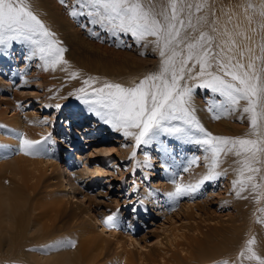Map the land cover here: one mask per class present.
I'll list each match as a JSON object with an SVG mask.
<instances>
[{"label": "snow or ice", "instance_id": "6c2138e0", "mask_svg": "<svg viewBox=\"0 0 264 264\" xmlns=\"http://www.w3.org/2000/svg\"><path fill=\"white\" fill-rule=\"evenodd\" d=\"M60 3L68 9L69 16L84 20L80 26L89 29L91 36H99L90 27L97 26L117 42L122 36H130L136 43H151L158 49L159 70L132 86L104 81L97 87L93 86L96 79L90 76L70 95H75L86 111L104 124L125 138L133 137L136 146L154 144L165 168L169 167L168 161L176 159L172 141L181 145L195 143L208 154L205 157L209 160L208 171L195 183L180 182L174 173L170 181L174 189L166 193L170 199L196 193L205 182L225 175L217 168L220 157L228 154L239 158L240 167L232 181L233 187L239 189L236 194L239 196L249 188L253 193L264 191V42L257 55L252 48L240 47L235 39L240 33H217L215 21L209 24L207 16L194 15L205 7L199 0L195 4L190 0H167L165 5H158L155 0H72L71 4L60 0ZM259 14L264 18V5ZM205 25L211 32L203 30ZM149 37L153 39L148 40ZM14 45L26 49V59L41 61L42 65L37 67L43 66L45 71L69 63L64 58L66 49L61 41L30 10L26 0H0V54H7ZM77 75L73 71L70 78ZM195 88L210 93L206 99L209 112L246 114L249 133L229 137L207 132L190 105ZM55 107L60 109L61 105ZM41 139H50V134ZM39 144L40 141L19 136V151L25 154H38ZM135 154L134 148L132 156ZM197 159L190 158L188 163ZM135 168L134 164L133 171ZM182 171L187 172L188 166ZM254 199L261 197L255 195ZM116 215L106 217L105 223L114 226ZM253 244V239L247 240L240 256L264 264V257L253 250ZM58 246L74 247L75 242L61 240L40 250H55ZM218 264L229 262L221 260Z\"/></svg>", "mask_w": 264, "mask_h": 264}, {"label": "rangeland", "instance_id": "374dc122", "mask_svg": "<svg viewBox=\"0 0 264 264\" xmlns=\"http://www.w3.org/2000/svg\"><path fill=\"white\" fill-rule=\"evenodd\" d=\"M162 1L164 2V0H159V3L158 0L156 2L158 5H162ZM34 2L43 3L47 6L46 8L49 9V11L54 12V15L60 18L62 24L60 20L57 19L54 26L60 27L62 32L58 33L59 28L53 30V32L56 38L61 41L62 46L66 49L64 58L68 60L69 63L66 66L58 65L55 70L49 68L47 70L48 73H46L43 66L35 68V63H37V65H42L41 61L37 58L23 60L22 57H24V54L18 53V45H14L12 55L17 59L15 58L16 60L10 65L11 68H8V65H6L4 71L0 75L7 82L8 86L12 85L8 87L9 95L15 93L16 96L19 97L20 110L18 111V115L20 118L23 119L26 114L30 113L31 116L37 120L46 119V131L42 136L49 137L50 134V138L53 139L50 141L51 144L57 142L55 139L61 136L62 126L68 124L66 128L69 130V140L64 142V144H58L56 147L59 152L57 161L60 164V169L63 170L68 166L75 172L74 175L71 176L72 188L68 190H75L76 192H73L75 195L68 199H65V196L64 200L66 201L64 204L66 210L73 209L77 211L78 213L75 216L78 218L69 216L66 213L57 220V224H60L64 230L75 229L76 227L70 228L74 223H83L86 224L85 226H89L90 219L85 211H88V208L92 207L97 215L98 224L105 230L104 236L108 234L109 230L113 232L122 231L124 235H130L128 232L130 233V230H135L133 235L137 237L144 235L146 232L150 231L149 229L152 230L154 227L156 231L161 232L162 228H165L167 225L176 226L186 234L201 235L200 233L208 231L209 227L230 224L232 223L230 220L234 219L235 221V219L238 218L236 223L241 224L242 222H246L251 227L250 230L246 228L243 233L246 238L245 243L247 240L253 239L254 243L257 244L259 240L264 239V191L253 193L249 188L241 192L239 196L233 198V196L237 195L232 189L234 188L232 181L236 179L235 170L240 167L238 160H231L229 162L230 164H227L230 169L234 171V176L230 179L232 187L230 184H226L228 175H223L216 179V185H206V183H204L205 189L202 193L179 197L178 203L174 205L175 207H165V192L161 187L168 182V175H165L167 173H162L165 171L163 170V163L161 162V154L156 150V146L154 144L136 146L133 137L125 138L121 132L113 130L109 125L104 123L101 124L98 118L95 121L94 128H88L89 122L86 121L87 119L77 118L75 112L80 110V107L86 109V106L78 101L75 95L70 94L74 93L75 89L82 86V81L85 78L90 76L94 77L97 82L93 86L97 87L104 81L125 85V82H120L121 80H117L116 76L91 71L90 68H87L84 64L87 59H97V57L99 59L106 57L111 59L110 57L114 55L121 63H129L130 59L133 60L137 64L130 66V68L137 69L133 81V84H135L145 75L159 70L160 57L158 51L155 49L156 47L147 42L136 43L130 36H122L119 38V42H117V39L110 38L107 32L97 26L90 27L94 28L95 31L99 33V36H91L89 35V29L80 26L84 20L81 19L78 21L69 16L68 9L60 3V0H34ZM68 3L71 4L72 0H68ZM253 14L257 15L259 13L253 12ZM195 16H199V13H195ZM258 18L260 19L255 22L256 26L254 29L257 32L259 31V38L263 40L264 19L261 20L262 17L260 14ZM203 30L207 31V28ZM152 39V37L148 38V40ZM262 42L264 41H260V43ZM120 53L124 57L116 56ZM257 55H259V52ZM21 69H25L26 71L23 72ZM73 71L77 72L78 75L75 78H70L71 72ZM20 72L23 74L18 75ZM38 72H42L43 75L37 76L36 74ZM22 77H24L25 80H21ZM189 83L193 82L189 81ZM209 97L210 93L205 90L198 88L193 89L192 98L196 102L203 104ZM44 98L47 99L48 105L42 102ZM57 104L61 105L60 109L55 107ZM2 108H4V106L0 105V111ZM72 109L75 112L67 116L68 113L66 111ZM11 113V110L9 111L6 109L4 114L0 115V117L6 115V119L7 117L10 118ZM93 117L95 116H90V118ZM238 117L241 118L238 119ZM231 123L233 126L239 127L238 129L243 133L250 129L246 114L242 115L240 113L236 116L235 112V117L232 116ZM74 128L79 130V135L76 134ZM104 130H107L106 133ZM100 132L103 134L101 135ZM170 143L174 145L176 150V159L174 162L177 167H169L166 170L172 175H174V173L178 174L175 177L176 179L184 177V179L188 180L185 172L182 171L187 156H191L193 152L200 154L201 152H199V150L202 151V149L198 148V145L196 146L195 143H191V145L194 144L193 148L190 144L180 146L181 144L174 143V141ZM70 147L72 151L69 154L70 158L67 159L68 156L65 153L71 149ZM134 148L136 154L132 156ZM48 149H50V147H48ZM18 153L21 154L20 152ZM42 153L43 154L39 156L33 155L28 157L36 159L42 158V155H45L44 152ZM19 154L15 153L13 156ZM156 155H158V157ZM228 156L234 157L235 155L228 154ZM156 157L158 160L154 161L153 159ZM134 164L136 165L135 171H133ZM201 165H203V163L197 160L192 163L190 167L196 166L197 168V166L200 167ZM155 168L158 169V171H156L157 174H154ZM207 171L208 170L203 171V174L197 172L195 174L197 175L199 173L197 175V180L201 178L200 175L206 174ZM159 172L162 175H158ZM65 176L66 175H64V177ZM197 180L192 179L187 183H195ZM57 189H59L57 190L59 193L63 188L59 186ZM147 189L151 191L153 198L144 200L141 194ZM65 191L67 190L64 189V192ZM45 192L46 191L40 188L37 195L42 196ZM81 193L86 194L89 198L88 202H85L86 204L78 200ZM68 194L69 193L66 195L68 196ZM156 195H158V197ZM255 195H260L261 199H254ZM162 196H164L165 199ZM204 199H208L209 201H207L206 204L205 201L202 202L204 204V206H202L203 213L198 210L196 214L195 212L193 213L195 215L194 218L189 220L183 218L180 214L173 215L169 218L172 223H170L169 220L167 222V214L168 216L171 215V213L174 214V212L181 208L180 206L182 204L202 201ZM230 199H233L231 205L227 202ZM231 206H233L235 210ZM133 209H135V211H133ZM141 209L143 212H141ZM179 211L181 212L182 209ZM110 213H117L116 228L112 223L105 224L104 222L105 215ZM230 215L231 219H229ZM189 222H193V224L197 223L200 229L194 230L193 232L187 226ZM103 223L104 227H102ZM248 225L246 226L248 227ZM199 230L201 231L200 233ZM181 231L173 230L174 233H180ZM167 233H162L161 237H164V234ZM109 238L113 240L112 237ZM146 239V241H139L141 244V246L139 245L140 247L134 246L132 248L124 243V248L131 250L132 256L138 264H143L140 262L139 257L144 256V254L146 255L151 249L155 252H161L159 248L161 246L164 250L168 249V243L158 245L155 243L156 240L151 236ZM165 239V237L162 239L163 242L167 240ZM165 247L167 248L165 249ZM172 249L174 250L176 247H172ZM259 251H261L260 248H257L258 255L264 257V253L261 251V254ZM170 252L171 250H168L166 255ZM108 253L110 254H108L106 259H109V257L113 255V250H110ZM103 256L102 253L100 257ZM253 261L257 262L255 260ZM23 264L36 263H31L26 259Z\"/></svg>", "mask_w": 264, "mask_h": 264}, {"label": "bare ground", "instance_id": "6f19581e", "mask_svg": "<svg viewBox=\"0 0 264 264\" xmlns=\"http://www.w3.org/2000/svg\"><path fill=\"white\" fill-rule=\"evenodd\" d=\"M26 1L30 10H32L52 32L58 28V33L62 32L60 27L54 26L55 21L57 19L60 20V18H57V16L54 15V12L49 11V9L46 8V5L40 2H34V0ZM156 1L157 0H155V2ZM190 2L195 4L198 0H190ZM199 2L205 4V7L199 12V16H207L209 24H211L212 21H215L216 23L214 26L217 29V33H240L241 35L235 36L240 47L243 49L247 46L252 48L254 52L258 54L261 44L260 41H264V38L263 40H260L259 31H253L256 26L255 22L260 19L258 18L259 14L254 15L253 12L260 13L261 6L264 5V0H199ZM166 3L167 0H164L162 5H165ZM249 5L252 7L250 8ZM263 19L264 18H261V20ZM204 28H207V31L211 32L208 25H205ZM211 34L216 35V33ZM219 39L220 37L218 36L217 42ZM18 48V53H23L24 57L22 58L25 60L27 54L26 49L21 45H18ZM12 49L13 46L7 51V54H0V74L4 71L6 65H8V68H11L10 65L17 59L16 57V59L13 57ZM155 49L158 51L157 48ZM236 54L238 56V53ZM116 56L124 57L121 53ZM247 57L248 53L245 50V63L247 62ZM110 58L111 59H109V57L99 59L97 57V59H87L84 64L87 68H90L91 71L116 76L117 80L125 82V86H131L137 69L130 68V66L137 64L131 59L129 60V63H121L114 55ZM35 68H38L37 63H35ZM22 71L24 72L26 70L23 69ZM46 73H48V71H46ZM20 74L21 72L18 73V75ZM36 75L42 76L43 73L38 72ZM21 80H25V78L22 77ZM9 86L0 75V105L4 106L0 111V115L4 114L6 109L9 111L11 110L12 112L10 118L7 117L6 119V115L0 117V145H8L7 148L0 147V264H23L26 259L31 263L36 264H138L132 256L131 250L124 248V243L132 248L134 246H141L139 241H146V238L150 236L156 240L155 243L158 245L168 243V249L165 247L166 250H164L161 248L162 246L159 247L161 252H155L151 249L152 251L150 250L146 255L144 254V256L139 257L140 262L143 264H218V262L223 259L227 260L229 264H257V262H254L253 260L242 258L240 256V252L244 250L246 244V238L243 233L246 228L250 230L251 227L246 222H242L241 224L236 223L238 218H236L235 221L234 219L230 220V222H232L230 224L209 227L208 231L203 233L199 230L201 235L186 234L176 226L167 225L165 228H162L161 232L156 231L154 227V229H149L150 231L146 232L144 235L137 237H134L133 235L135 230H130V233L128 232L130 235H124L122 234V231L113 232L109 230L108 234L104 236L105 230H103L100 227L101 225L98 224L97 215L91 207L88 208V211H85L90 219L89 226H85L86 224L83 223H74L70 228L76 227L75 229H62L63 227L60 224H57V220L66 213L69 216L74 217H77L75 215L78 213L73 209L66 210L64 204L66 201L64 200L65 196V199H68L75 195L73 194V192H76L75 190L68 191L72 188L71 176L74 175L75 172L68 166L63 170L60 169V164L57 161L59 152L56 147L58 144H64V142L69 140V130L66 128V125L68 124L62 126L61 136L55 139L57 142L51 144L50 141L53 140L52 138L42 140V134L44 135L46 131V119L37 120L33 118L30 113L26 115L24 114L25 116L23 115V119L20 118L18 115V111L20 110L19 97L16 96L15 93L9 95ZM42 102L45 104L48 103L46 98H44ZM241 104H243V102H241ZM190 105L191 108L194 109V114L200 124L207 132H210L213 135L229 137L245 136L250 131L249 129L243 133L238 129L239 127L232 125L231 118L232 116L235 117V113L225 115L221 112H209L207 110L208 105L206 102L200 104L193 98L190 101ZM66 112L68 113L67 116H69V114L71 115L75 111L72 109L67 110ZM75 113L77 114V118L87 119L86 121L89 122H87L88 128H94L97 117L90 118V116L93 115L89 114L86 109L82 107H80V110ZM240 113L241 112L237 111L236 116ZM214 115L219 116V118H214ZM100 123L103 124V122ZM74 130L76 134L79 133L77 128H74ZM104 131L106 133L107 130ZM100 133L101 135L103 134L102 132ZM21 134L26 139L40 141V144L37 145V148L40 149L38 154H25L24 152L19 151V136ZM186 145L189 144H183L180 146ZM193 145L190 144L192 148ZM48 147H50V149H48ZM198 148H200V146H198ZM71 151L72 148L66 151L65 154L68 156L67 159L70 158L69 154ZM42 152L45 153V155H42V158L36 159L28 157L33 155L39 156L43 154ZM199 152L201 153L197 154L196 152H193L191 156H187V160L185 161L184 166H188V171L185 172L188 180L181 177L177 179L178 181L186 184L192 179L197 180V175L199 173L203 174V171L208 170L209 160L205 159L208 154L203 150H199ZM15 153L19 155L13 156ZM156 156L158 157V155ZM157 157L153 160H158ZM193 157H198L197 160H200L203 165L200 167L197 166V168L196 166L190 167L192 163L189 164L188 161ZM238 159L239 158L236 156L230 157L228 155H222L220 157L221 163L219 164L217 171L225 172V175H228L226 184L231 185L230 179L234 176V171L231 170L227 164H230L229 162L231 160L236 161ZM161 162L163 163V170L165 171L162 173H167L165 175H168V182H164L165 184L161 187L165 192L164 195L166 199L162 196L165 199V207H175L174 205L178 203L179 197L170 199L166 195L167 192L174 189V185L170 182L173 175L169 171L167 172V168L164 167L165 161L161 160ZM167 163L169 164V167H177L173 161H168ZM154 170V174H157L156 171H158V169L155 168ZM197 172L199 173L195 175ZM159 174L162 175L160 172L158 175ZM64 175L66 176L64 177ZM200 176L202 177L203 175ZM205 183L206 185H216V180ZM59 186L63 189L58 193L57 190L59 189L57 188ZM40 188H42L43 191H46L42 196L37 195ZM64 189L67 191L64 192ZM204 189L205 187L203 184L196 193H193L190 196L200 192L202 193ZM232 189L235 193L239 191L236 188ZM67 193H69L68 196L66 195ZM141 196L144 200L153 198V194L149 189L143 191ZM156 196L158 197V195ZM236 196L238 195L233 196V198ZM78 200L81 203L86 204L85 202H88L89 198L86 194L81 193ZM232 200L233 199H230L227 202L231 205ZM203 201H205L206 204L209 200L204 199L202 201H193L192 203L182 204L180 206V209H182L181 212L179 209L174 212V214L171 213L169 216L167 214V222L173 215L180 214L183 218L189 220L194 218V212L196 214L197 211L200 210L203 213ZM231 207L235 210L233 206ZM141 212H143V210ZM110 214H106L107 216L105 215V218ZM116 218V216L113 218L115 228L117 226ZM229 219H231V215L229 216ZM246 225H248V227ZM187 226L193 232L194 230L200 229L198 224H193V222H189ZM102 227H104V223ZM173 230H178L182 233H174ZM162 233H167L164 234V237L167 239H165V242L162 240L164 238L161 237ZM109 237H112L113 240ZM61 240L74 241L75 246H58L55 250H40L42 246L53 245ZM172 247H176V249L173 250ZM252 248L257 254V248H260L262 253H264V239L259 240V243L257 244L254 243ZM110 250H113V255L109 257V259H106L108 254H110L108 253ZM168 250H171V252L166 255ZM261 251H259V253H261ZM102 253L104 256L100 257ZM245 256H247V253H245Z\"/></svg>", "mask_w": 264, "mask_h": 264}]
</instances>
